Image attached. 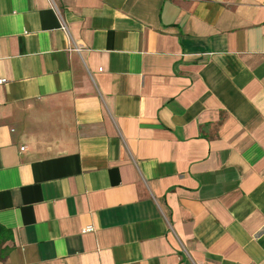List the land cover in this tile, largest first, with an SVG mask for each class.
I'll return each mask as SVG.
<instances>
[{
  "label": "crops",
  "instance_id": "crops-1",
  "mask_svg": "<svg viewBox=\"0 0 264 264\" xmlns=\"http://www.w3.org/2000/svg\"><path fill=\"white\" fill-rule=\"evenodd\" d=\"M1 79L0 264H264V0H0Z\"/></svg>",
  "mask_w": 264,
  "mask_h": 264
},
{
  "label": "trees",
  "instance_id": "trees-1",
  "mask_svg": "<svg viewBox=\"0 0 264 264\" xmlns=\"http://www.w3.org/2000/svg\"><path fill=\"white\" fill-rule=\"evenodd\" d=\"M11 231L0 224V239L10 237Z\"/></svg>",
  "mask_w": 264,
  "mask_h": 264
},
{
  "label": "built area",
  "instance_id": "built-area-1",
  "mask_svg": "<svg viewBox=\"0 0 264 264\" xmlns=\"http://www.w3.org/2000/svg\"><path fill=\"white\" fill-rule=\"evenodd\" d=\"M77 50H80L79 47H76ZM6 79H1L0 82L3 83L5 82ZM95 230L94 225H87L82 229L83 233H88V232H93Z\"/></svg>",
  "mask_w": 264,
  "mask_h": 264
}]
</instances>
